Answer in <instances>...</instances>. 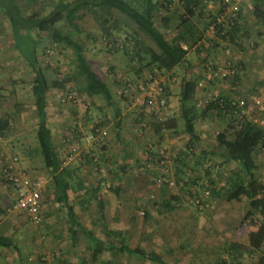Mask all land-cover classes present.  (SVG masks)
<instances>
[{
  "label": "rangeland",
  "instance_id": "1",
  "mask_svg": "<svg viewBox=\"0 0 264 264\" xmlns=\"http://www.w3.org/2000/svg\"><path fill=\"white\" fill-rule=\"evenodd\" d=\"M14 1L22 9L21 15L37 13L43 16L52 11L59 0ZM219 1L207 0L202 4L200 26H204L203 21L218 15ZM237 2L243 11L239 29L241 32L244 29L247 35L239 46L222 39L220 33L209 28L201 39L195 38L193 47L188 46L189 69L180 65L170 73L155 71L158 86L168 104L162 118L179 113L182 79L197 80L196 95L186 105L195 113L200 145L206 152L204 159L198 150L194 154L187 153L188 136L182 127L178 132H153L151 122L155 114L142 107L141 100L137 103V97L141 99L144 92H138L134 85L155 74L152 73L154 67H142L134 53L126 55L120 46L115 52L101 49L104 42L95 39L99 36V27L92 13H83L76 27L60 26L73 30L74 37L83 41L85 53L97 75L111 88L114 106L119 109L117 115L103 97L86 96L68 79L74 58L69 47L46 41L44 46L36 49L38 64L47 78L51 82L66 80L62 86L52 85L47 95L48 125L54 142H57V152L64 147L85 148L84 138L92 133L93 127L106 131L100 143L90 146L100 152L98 166L86 159L83 166V162L79 163L84 161L82 154L70 163L72 167L84 168L76 176L84 179L87 187L80 195L82 198L78 199L79 195L74 194L76 200L71 203L78 212L79 221L102 241L117 246L123 243L130 247L141 246L146 254L154 251L170 264H254L258 255H264V243L255 251L242 243L248 229L242 234L239 224L245 217L255 223L261 219L264 224V215L251 210L245 196L226 201L220 194L210 192V189L224 186L237 168L235 162L213 153L218 150L216 135L239 114H246L247 118L264 126V108L262 111L252 108L248 113H242L241 109L207 108L219 95L235 104L241 99L247 102L259 99L264 106V31L253 18L251 2ZM181 9L177 4L164 2L153 12L155 25L169 40L178 32L176 14ZM31 28L30 32L18 28L15 35L0 10V115L10 119L9 129L0 135V234L13 240L9 247L0 245V264H152L119 250L112 256L106 247L93 258V249L84 234L77 228L74 236L70 234L65 208L53 192L52 177L43 167L35 140L37 116L31 93L33 71L24 60L31 58L30 47H27L31 46L29 36H37V31ZM93 32L92 37L89 34ZM119 40L121 44L125 38ZM201 45L204 47L197 51ZM211 54L215 58L212 65L207 59ZM240 61L246 66L238 70ZM227 70L228 74L222 76ZM123 80H129L132 86L125 94H120ZM91 101L94 105H90ZM15 104L24 106L23 110L16 112ZM88 106L91 107L89 113ZM260 120H263L262 124ZM101 143L104 150H101ZM166 155L174 159L167 160ZM11 156L18 157L20 171L46 178V191L42 196L43 222L39 225L12 209L14 190L2 176L3 162ZM255 158L260 181L264 183V150H260ZM141 167L143 169L139 170ZM178 167L183 168L180 181L176 178ZM157 182L161 184L158 186ZM242 183V180L238 181V185ZM166 201L172 203L170 209L163 206Z\"/></svg>",
  "mask_w": 264,
  "mask_h": 264
},
{
  "label": "trees",
  "instance_id": "2",
  "mask_svg": "<svg viewBox=\"0 0 264 264\" xmlns=\"http://www.w3.org/2000/svg\"><path fill=\"white\" fill-rule=\"evenodd\" d=\"M172 1L173 0H59L55 4L54 9L46 15L40 16L37 13H33L23 16L19 13L21 8L17 6L14 0H0V10H2L4 16L7 18L12 32L15 35L16 32L14 31H17L18 28H23V30H27L26 32H30L29 30L32 27L37 31V36H34V38L29 36L32 38L31 46L27 45V47H30L31 58L27 59L25 57L27 65L33 70L31 93L33 96L35 114L37 116L35 140L38 145L43 167L52 177L53 192L65 208L68 230L72 236L75 235L76 228L84 234L93 249V258L101 254L106 247L110 250L112 256L116 255L115 250H119L138 258H144L152 264H170L154 251L146 254L141 246L130 247L125 243L117 246L104 242L95 236L91 230L86 229L77 218L74 206L68 200L67 191L68 189L76 190L78 187L83 188L84 185L74 173V168L69 166L72 161L67 165L62 164L59 153L57 152L56 143L52 137L51 129L48 125V115L46 111L47 95L50 87L52 85L56 87L62 86L63 82L66 80L51 82L47 78L44 70L38 64L36 49L39 48L40 45L44 46L46 41L69 47L74 54V58L72 60V68L69 71L68 79L72 80L75 86L85 93L86 96L92 99L99 96L103 97L106 104L112 106L114 113L117 115L119 109L114 106L115 102L111 88L107 82L97 75L85 53L83 41L74 37L75 32L73 30L63 29L60 25L64 24L67 27H76L78 25L77 20L82 19L83 13H92L99 27L97 31L99 36L95 39L104 42L101 45V49L108 52L113 50V52H115L118 49L117 47L120 46L126 55L134 53L137 62L141 64L142 67L153 66L154 71L152 73H155V71L170 73L180 65L189 69L190 66L188 65H191L187 57L189 47H193L192 45L196 42L195 38L201 39L205 30L208 31L212 24H215L214 31L220 33L222 39H227L235 46H239L241 40L247 37V35H245L246 33H244V29L242 32L239 29V24H241L239 21L242 18L241 14L243 12L240 10V7L239 10H237L236 16L232 19V24L230 26H226V21L223 23H216V17L203 21L204 26H200L198 23L202 21L203 18L201 6H203L202 4L207 0H179L181 3L179 7L182 8L178 13L176 12V16L179 19V28L176 36L169 40L165 32L155 25L152 15L154 10L162 6L164 2L170 5ZM249 1L251 2V12L254 20L262 26L264 31V0ZM39 34L42 36H39ZM94 34L95 32L89 35L92 36ZM121 37H124L125 40L120 44L119 39ZM125 41L127 42L125 43ZM28 43L30 44V42ZM199 47L203 48L204 45L198 46V48H196L197 51L200 49ZM207 59L211 64L215 61L212 54L208 56ZM239 64L238 70L246 66V64L241 61ZM235 70L237 71V69ZM236 71L235 75L236 78H238ZM196 81L195 78H183L179 91V113L177 115L171 114L164 116L160 119L154 116L155 119L151 122V125L155 134H159L164 130L178 132L182 127L183 131L188 136V140L185 143L187 153L190 152L194 154L196 150L200 149L199 151L202 154H200V156L204 159L206 152L200 146L201 136L195 124V113L192 108L186 105L189 101L193 100L196 95L198 85ZM164 89L166 88L164 87ZM250 102H248V104H250ZM90 105H94L92 101ZM23 107L24 106L21 104H15V111L20 112L23 110ZM97 107L99 106H96V108ZM90 108L91 107L88 106V113L91 111ZM207 108H216L218 110L225 108L223 111H227L228 108H231V110L241 109V107L233 103L232 100H227L221 95L216 96V98L208 104ZM151 111L153 113V110ZM239 113L240 112H238V114ZM243 115L244 116H242V114L237 115L238 118L231 120L228 126L216 135V149L218 150H214V152L224 156L226 160L235 162L237 168L224 186L217 190L210 189V192L215 195L220 194V197L226 201H232L233 199L245 196V201L248 200L250 209L264 215V183L260 181V176L258 174L259 166L255 158L260 150H264V126L247 118V116H245L246 114ZM9 127V117L7 115H0V135H4ZM94 129L95 127H93L92 132H94ZM74 147L77 146L70 147V150ZM104 149L105 146L101 143V150ZM85 150L86 148H83L81 152L86 161L89 162V160H93L95 164L100 162V152H95L90 146L88 153H86ZM88 156H90V158ZM94 157L95 159H93ZM177 158L178 156L175 157V159ZM161 159L163 160V158ZM156 161H159V159ZM98 165L99 164H97V166ZM176 171L178 172L176 177L177 180H182L183 176H180V174L183 175V168L178 167ZM240 180L243 182L241 186L238 185V181ZM72 181H74L76 187L72 184ZM241 192H244L245 195ZM163 206H166V209H170L173 205L170 201H166ZM263 243L264 224H261L257 230L249 233L248 246L246 247L259 250ZM12 244V237L0 234L1 246L9 247ZM15 248H17V246H15ZM238 255H240L239 251ZM109 264L112 263L109 262ZM254 264H264V255H258Z\"/></svg>",
  "mask_w": 264,
  "mask_h": 264
},
{
  "label": "built area",
  "instance_id": "3",
  "mask_svg": "<svg viewBox=\"0 0 264 264\" xmlns=\"http://www.w3.org/2000/svg\"><path fill=\"white\" fill-rule=\"evenodd\" d=\"M180 5L179 0H173L170 5ZM251 7V6H250ZM219 13L216 16V23H223L226 21V26L232 24V19L236 16L237 10H239V4L237 0H220L218 3ZM214 25L210 26L211 31H214ZM211 64V63H210ZM212 65V64H211ZM208 66V64H206ZM209 67V66H208ZM228 70L222 72V76H226ZM158 74H153L150 77L144 78V82L134 85L138 92H144L141 99L137 97V103L141 100L140 105L142 107H147L150 110H153L155 116L160 119L165 110H167V100L162 91V88L158 86L157 80ZM123 87L119 90L118 93H126L132 84L129 80L122 81ZM237 104L241 107L243 113H248V110L252 108L262 111L264 106L261 103V100L254 99L248 104L247 101L241 99L237 101ZM260 124L263 123V120L259 121ZM106 134L105 130L96 127L94 132L85 136V152H89V146L92 143L101 142L104 135ZM65 148V147H64ZM59 149L58 153L63 165L71 162L76 156L79 155V150L77 147L69 149ZM167 160H172L173 157L165 156ZM95 159V157L93 158ZM18 157L11 156L3 162L2 166V176L7 183H9L15 194V200L12 205V209L16 212H21L24 214L26 220L29 222L39 225L42 223V196L43 192L46 191V178L41 175H32L31 173L20 171L17 167ZM143 167L139 168L142 170ZM161 182H157L159 186ZM106 186V185H105Z\"/></svg>",
  "mask_w": 264,
  "mask_h": 264
},
{
  "label": "crops",
  "instance_id": "4",
  "mask_svg": "<svg viewBox=\"0 0 264 264\" xmlns=\"http://www.w3.org/2000/svg\"><path fill=\"white\" fill-rule=\"evenodd\" d=\"M21 56H22V54L21 53H19ZM25 60V59H24ZM33 71V70H32ZM119 124V123H118ZM106 132V131H105ZM56 142V141H55ZM57 143V142H56ZM66 145H68V146H70V144H68V143H66ZM201 146V145H200ZM79 148V147H78ZM202 149H204V148H202ZM79 150V155L80 154H82V152H81V149H78ZM200 150V149H199ZM198 150V151H199ZM200 152V151H199ZM214 152V151H213ZM83 155V154H82ZM89 158H90V156H88ZM78 158H80V157H78ZM83 160L84 161H80L79 163H82V165L84 166V165H86V163H85V157H84V155H83ZM75 159V158H74ZM74 159L72 160L73 162H74ZM79 161V160H78ZM90 161V160H89ZM92 162H93V160H91ZM75 162H76V160H75ZM88 162V161H87ZM68 164V163H67ZM66 164V165H67ZM70 165V164H69ZM80 165V164H79ZM71 166V165H70ZM81 168L79 169L77 166H73L72 168H74V173L75 174H79V172L80 171H82V170H84V168L82 167V166H80ZM71 180V179H70ZM79 180H80V182H82V184L84 185V187L83 188H80V187H78V189H68V191H67V195H68V200H69V202L71 203V200L74 202V200H76L75 198H74V194H77V195H79V198L78 199H81L82 198V196H80V195H83L84 194V192H86V189H87V187H86V185L83 183V182H85L84 181V179H82L81 177L79 178ZM72 184L74 185L75 183H74V181H72ZM76 185V184H75ZM74 185V186H75ZM76 187V186H75ZM81 191H82V194H81ZM72 193V194H71ZM109 195V194H108ZM234 200V199H233ZM43 202V201H42ZM43 204V203H42ZM72 204V203H71ZM44 210H45V208H44ZM75 210V213H76V215H77V211H76V209H74ZM42 211H43V205H42ZM253 212H251V214H252ZM253 216L254 217H256L255 216V214H253ZM78 218V217H77ZM246 219H247V217H245ZM245 218L244 219H241V222L239 223L240 224V226H241V228H242V234L245 232V230H247V238H245L246 240H242L243 242V244H248V236H249V233L251 232V231H255V230H257L259 227H260V225L261 224H263L262 223V220L261 219H258V221H257V223H255L252 219H248V220H245ZM66 221H67V218H66ZM244 236V235H243ZM254 251H255V249H254ZM263 254V253H262Z\"/></svg>",
  "mask_w": 264,
  "mask_h": 264
}]
</instances>
